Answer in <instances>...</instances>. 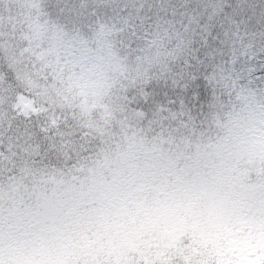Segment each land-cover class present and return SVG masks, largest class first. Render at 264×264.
Wrapping results in <instances>:
<instances>
[{"label":"snow or ice","instance_id":"snow-or-ice-1","mask_svg":"<svg viewBox=\"0 0 264 264\" xmlns=\"http://www.w3.org/2000/svg\"><path fill=\"white\" fill-rule=\"evenodd\" d=\"M0 264H264V0H0Z\"/></svg>","mask_w":264,"mask_h":264}]
</instances>
